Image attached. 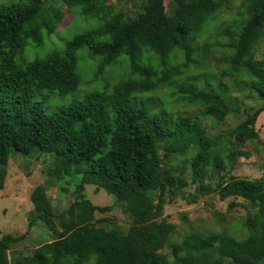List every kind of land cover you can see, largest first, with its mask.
Returning <instances> with one entry per match:
<instances>
[{
  "label": "trees",
  "instance_id": "16d2710c",
  "mask_svg": "<svg viewBox=\"0 0 264 264\" xmlns=\"http://www.w3.org/2000/svg\"><path fill=\"white\" fill-rule=\"evenodd\" d=\"M45 1L0 6V190L11 153L27 157L37 151L53 157L55 175L80 177L77 196L56 214L45 187L34 188L27 227L41 222L57 239L29 255L9 258L11 246L25 235H2L0 264H264V180L231 175L238 160L248 156L241 145L259 139L255 123L261 111L249 115L229 136L211 139L199 122L149 102L157 92L175 87L180 102L199 106L205 118L223 122L231 113L232 99L220 79L230 77L264 101V64L255 59L264 40V0H239L240 19L221 33L230 42L224 70L203 85L199 77L186 75L198 63L193 56L198 53L203 63L216 45H194L234 0H146L134 16L113 8L108 0H60L65 10L51 11ZM75 8L98 19L101 27L75 36L62 54L52 52L17 67V53L29 41L42 46L44 37L61 25L64 13ZM83 48L100 59V71L120 56L129 57L137 78L111 93L86 94L46 114L45 100L37 101L44 92L77 91L75 53ZM143 53L148 54L146 63L136 64L134 56ZM177 58L181 63L173 64ZM186 168L191 183L198 184L186 198L189 203L217 193L222 201L235 197L249 204L253 217L246 220L245 239L229 233L191 234L171 246L173 258L164 252L175 228L160 218L167 200L187 187ZM87 185L114 196L115 203H125L122 213L132 221L126 233L97 226L94 214L109 212L110 207L93 205L83 194Z\"/></svg>",
  "mask_w": 264,
  "mask_h": 264
},
{
  "label": "rangeland",
  "instance_id": "374dc122",
  "mask_svg": "<svg viewBox=\"0 0 264 264\" xmlns=\"http://www.w3.org/2000/svg\"><path fill=\"white\" fill-rule=\"evenodd\" d=\"M20 1L0 0V6H11ZM145 1L108 0L107 2L125 15L134 16ZM239 3V0H234L222 9L206 32L200 36L194 45L195 48L199 49L208 43H213L216 47L210 52L207 51L203 63L200 62L198 53L194 55L193 58L198 63L189 69L186 77H199L200 85H203L206 80L212 82V75L217 76L220 71L224 70L227 52L225 46L230 42L221 33L240 19L238 15ZM45 8L49 11L65 10V6L60 0H46ZM101 25L98 19L83 16L78 8L72 9L70 13H64L62 23L55 32L49 37H44L42 46L35 47L29 41L23 51L15 56V63L17 67L24 68L34 60L43 59L52 52L62 54L66 44L75 36L97 30ZM75 54L76 74L79 78L78 89L72 94L44 92L45 98L40 96L37 101L45 100L42 108L46 114L56 112L61 107H68L74 101L82 100L86 94L111 93L116 86L137 78V75L131 73V61L127 56H120L115 64L100 71V59L91 58L86 48L76 51ZM147 58V53L136 54L133 61L136 64H145ZM255 59L258 63L264 64V40L256 49ZM180 63V58L173 61V64L176 65ZM220 82L226 86L227 95L232 99L230 102L231 113L225 117L223 122H214L212 119L205 118L203 109L199 106L180 102V95L175 87L157 92L149 99V102L153 103L156 109H163L174 116L185 115L199 122L211 139L212 137L229 136L237 125L256 110H260L261 113L255 123L259 139L257 142H246L241 145V150L248 156L238 160L231 175L237 179L264 180V101L247 87L240 86L239 80L233 81V78L230 77L222 78ZM214 85H218V83L214 82ZM54 167L53 157L37 151L27 157L18 152H12L10 155L4 187L0 190V236L25 235V237L19 243L11 246L8 251L9 258L17 254L29 255L35 248L57 239L44 228L41 222L36 223L31 229L27 227L32 210L29 197L37 186L45 187L47 197L56 214L66 210L77 196L75 187L79 183L80 177L73 173L57 176L54 174ZM184 174L183 178L187 182V187L181 191L179 197L172 201L167 200L160 218L165 219L175 228L173 234L167 237V246L164 248V252L169 258H173L171 246L179 244L191 234L229 233L237 240L245 239L248 235L246 220L253 217V210L249 204L235 197H229L222 201L217 193L202 197L195 204L189 203L186 198L195 191L198 184L191 183L187 168L184 169ZM206 183L212 186L211 181ZM83 194L95 206L110 207L109 212L94 214V222L98 227L106 230L118 227L123 233L127 232L132 221L128 215L122 213L124 202L115 203L114 196L92 185L85 186ZM123 196L127 197V194L124 193ZM104 219L108 221L104 222ZM56 221L58 223V220Z\"/></svg>",
  "mask_w": 264,
  "mask_h": 264
}]
</instances>
